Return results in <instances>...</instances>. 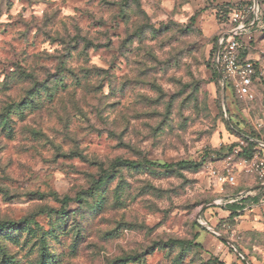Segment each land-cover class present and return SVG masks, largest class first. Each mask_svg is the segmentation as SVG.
Returning <instances> with one entry per match:
<instances>
[{
    "label": "clouds",
    "instance_id": "9594fccd",
    "mask_svg": "<svg viewBox=\"0 0 264 264\" xmlns=\"http://www.w3.org/2000/svg\"><path fill=\"white\" fill-rule=\"evenodd\" d=\"M0 264H264V0H0Z\"/></svg>",
    "mask_w": 264,
    "mask_h": 264
}]
</instances>
